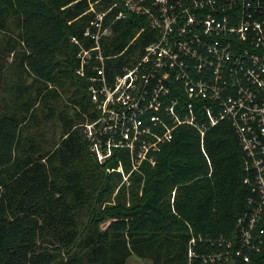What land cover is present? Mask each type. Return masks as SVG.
Wrapping results in <instances>:
<instances>
[{
  "label": "trees",
  "instance_id": "1",
  "mask_svg": "<svg viewBox=\"0 0 264 264\" xmlns=\"http://www.w3.org/2000/svg\"><path fill=\"white\" fill-rule=\"evenodd\" d=\"M114 3L105 25L123 8L120 0H0V264H127L132 255L189 264L192 235L239 246L236 223L250 190L244 152L227 120L211 127L203 144L196 129L179 127L156 152L157 165L144 164L129 185L106 171L121 162L129 173L128 151H117L105 165L91 154L83 123L96 116L88 78L99 61L86 76L77 75L79 47L71 38L92 47L84 36L92 8L105 11ZM112 29L101 39L109 83L159 37L139 15L117 20ZM11 68L16 80L5 100ZM42 108L46 120L57 116L61 123L53 143L30 133ZM220 264H264V251L247 263L231 256Z\"/></svg>",
  "mask_w": 264,
  "mask_h": 264
},
{
  "label": "built area",
  "instance_id": "2",
  "mask_svg": "<svg viewBox=\"0 0 264 264\" xmlns=\"http://www.w3.org/2000/svg\"><path fill=\"white\" fill-rule=\"evenodd\" d=\"M120 2L123 8L106 25L105 16L118 3L105 11L92 8L94 20L84 31L92 47L71 38L79 47L77 75L86 76L91 62L99 61L88 78L96 112L83 123L88 148L100 165L117 151H128L129 173L121 162L106 171L120 173L129 185L144 164L157 165L156 152L179 127L196 129L203 144L211 127L230 122L244 152V183L250 190L236 223L239 246L192 235L188 260L220 264L234 256L247 263L250 254L264 251V0ZM130 14L145 17L159 37L109 83L101 39ZM206 244L217 249L198 253L197 247Z\"/></svg>",
  "mask_w": 264,
  "mask_h": 264
},
{
  "label": "rangeland",
  "instance_id": "3",
  "mask_svg": "<svg viewBox=\"0 0 264 264\" xmlns=\"http://www.w3.org/2000/svg\"><path fill=\"white\" fill-rule=\"evenodd\" d=\"M11 60L12 59H10V62H11ZM10 76H8V77L4 76V80H3V82L6 83V87L4 88V90H6V91L3 93V95L5 96V100H11V97H10L11 94L9 93V91L11 90V86H13L15 84V80H16V77H14V74H13V69H12ZM30 81H31V79H29V82ZM62 96H66V94L63 92ZM38 105L39 104H37V106ZM39 108L41 111V106ZM69 111L73 114L74 110H73L72 106H71ZM40 113H41V117L39 119V122H38V124H35L32 127V129L30 130V133L32 134V136H36V138L38 137L37 135H39L40 132L44 133V135H45L44 139L47 138L46 140H49L50 143H53L61 137V134H62L61 123H60L57 116H55L51 120H46L44 118V115L46 113L45 108H42V112H40ZM107 226H108V223L102 224L103 229H105ZM127 264H153V263L150 260L141 259V258L137 257L136 255H132L128 259Z\"/></svg>",
  "mask_w": 264,
  "mask_h": 264
}]
</instances>
